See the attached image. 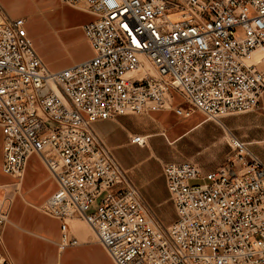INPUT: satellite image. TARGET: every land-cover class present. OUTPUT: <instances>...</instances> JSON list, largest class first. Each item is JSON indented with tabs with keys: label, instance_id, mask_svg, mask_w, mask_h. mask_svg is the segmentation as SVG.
Returning <instances> with one entry per match:
<instances>
[{
	"label": "built area",
	"instance_id": "built-area-1",
	"mask_svg": "<svg viewBox=\"0 0 264 264\" xmlns=\"http://www.w3.org/2000/svg\"><path fill=\"white\" fill-rule=\"evenodd\" d=\"M60 1L94 16L83 26L92 56L56 71L26 18L0 4L2 170L21 177L31 155L42 159L58 183L42 210L62 221L60 248L77 243L66 221L80 218L115 264H264V164L245 142L229 135L224 164L206 174L163 164L177 215L166 225L94 131L168 107L172 93L191 107L176 109L183 117L264 111V0ZM9 211L1 199L0 243Z\"/></svg>",
	"mask_w": 264,
	"mask_h": 264
},
{
	"label": "crops",
	"instance_id": "crops-1",
	"mask_svg": "<svg viewBox=\"0 0 264 264\" xmlns=\"http://www.w3.org/2000/svg\"><path fill=\"white\" fill-rule=\"evenodd\" d=\"M3 1L5 7L0 2L1 6L9 14ZM40 1L44 4L47 0ZM57 4L59 0H52L50 11L64 13L65 23L71 28H67L62 36L49 37L57 45L56 55L42 56L35 47L43 63L55 71L92 56L83 26L94 19L92 14L82 9L60 8ZM78 27L82 28V33H77V37L71 29ZM27 31L35 46L29 33L34 29L27 28ZM179 107L184 110L191 108L179 94L172 93L168 107L156 108L150 104L141 114L123 115L117 121L94 124L95 133L112 149L119 165L128 171L146 202L164 224L172 223L177 215L162 174L163 164L190 160L198 165L202 174L214 171L224 164L230 152L227 143L229 133L245 142L252 154L264 164V150L261 149L264 148L263 113L224 117L223 122V119L207 120L196 110L183 117L176 112ZM134 135L145 137V145L132 143L131 136ZM2 161L3 134L0 130V200L10 202L9 220L3 230V243H0L1 257H9L15 264H115L98 241L95 231L80 218L66 221L68 234L77 243L60 248L62 221L42 210L43 204L58 189V183L38 155L28 158L19 179L3 172ZM165 203L173 212L167 219L163 216Z\"/></svg>",
	"mask_w": 264,
	"mask_h": 264
},
{
	"label": "rangeland",
	"instance_id": "rangeland-1",
	"mask_svg": "<svg viewBox=\"0 0 264 264\" xmlns=\"http://www.w3.org/2000/svg\"><path fill=\"white\" fill-rule=\"evenodd\" d=\"M0 2L4 5V1L0 0ZM6 2V10L11 16H24L27 18V28L34 29V31L29 32L30 35L33 37L35 47L40 52V54L43 56L44 54H51L56 55L54 51H56L57 45L55 44L54 40L49 39V37H53L55 35L62 36L65 30L67 31V28H71L66 25L65 19L63 18L64 13H56L52 12L49 9V6L52 5V0H47L46 3L42 4L40 0H5ZM0 3V4H1ZM56 3L55 1L53 2ZM60 8H69V9H80L78 7H73L67 4L62 3L59 0V4H57ZM49 9V10H48ZM73 34L76 36L82 33V28L78 27V29H71ZM78 33V34H77ZM84 35V34H83ZM78 37V36H77ZM85 37V35H84ZM86 39V37H85ZM86 42L88 43L87 39ZM89 45V44H88ZM62 46V44H61ZM263 113L264 111L261 109H257L254 112L249 113ZM237 114V115H229L226 117H241L243 115L249 114ZM225 117V119H226ZM264 118V117H263ZM223 122H224V118ZM228 132H231L228 130ZM162 134V133H160ZM232 135L231 133H229ZM234 136V135H233ZM262 150L264 148L261 147ZM227 158V157H226ZM20 177H17L19 179ZM208 181L204 180H191L190 184L192 185H202L206 184ZM1 192V190H0ZM1 195V193H0ZM163 213L164 218H168V216H172L173 212L172 209L169 207L167 203H165L163 206ZM169 223H166V225Z\"/></svg>",
	"mask_w": 264,
	"mask_h": 264
}]
</instances>
